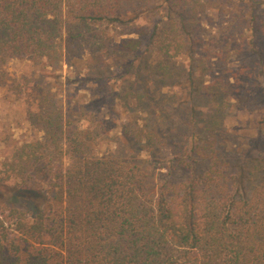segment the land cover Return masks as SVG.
Returning <instances> with one entry per match:
<instances>
[{
  "label": "trees",
  "instance_id": "obj_1",
  "mask_svg": "<svg viewBox=\"0 0 264 264\" xmlns=\"http://www.w3.org/2000/svg\"><path fill=\"white\" fill-rule=\"evenodd\" d=\"M144 1L0 0V62L49 57L59 52L67 63L84 54L105 55L112 49L121 55L134 53L141 46L139 37L143 32H132V28L139 29L131 25L133 15L139 17L154 10L142 6ZM241 1L251 6L250 11L264 3V0ZM164 2L170 13L182 17L186 9L190 20L198 19L200 23L210 11L205 4L208 0ZM173 3L174 8H181L179 12L171 7ZM217 9L222 11L223 6ZM253 13L246 20L247 30L253 27ZM242 20L238 25L243 28L240 38L244 41ZM113 22L121 27L120 36L125 38L115 41L107 34L106 24ZM172 25L176 26V22ZM125 27L132 30L125 32ZM261 30L264 32V23ZM177 32L172 27L174 37ZM132 34L137 38H129ZM233 34L231 31L228 36ZM182 43L176 42L175 56L181 54ZM162 44L160 49L169 56L168 44ZM232 50L241 53L236 46ZM251 50L248 47V55ZM227 58L228 55L223 56L222 60ZM257 58L264 65L262 56ZM233 77L238 79L239 74ZM235 99L239 108L241 104L249 110L264 109V104L258 106L256 98L249 99L246 90ZM38 120L43 124L44 141L20 148L10 161L11 170L23 176L24 190L29 188L24 176L30 171L38 173L48 181V193L55 192L53 199L65 206L52 217L45 209L47 205L31 214L0 206V264H264L261 128L257 130L259 138L243 154L245 162L239 166L246 171V178L250 176L258 182L247 194L241 191L244 174L231 178L226 170L229 165L216 147L217 122L209 124L211 140L195 152L191 150L206 162L203 174L197 173L192 160L183 161L189 178L156 190L150 177L138 166L110 157L87 159L82 132L65 129L66 121L60 110L48 105ZM54 152L61 159L51 166L47 157ZM66 153L68 167L62 161Z\"/></svg>",
  "mask_w": 264,
  "mask_h": 264
},
{
  "label": "rangeland",
  "instance_id": "obj_2",
  "mask_svg": "<svg viewBox=\"0 0 264 264\" xmlns=\"http://www.w3.org/2000/svg\"><path fill=\"white\" fill-rule=\"evenodd\" d=\"M205 4L210 11L200 23L190 20L186 9L178 17L170 13L164 0H145L142 6L154 10L133 15L131 25L139 29L132 28V32L143 35L141 46L131 54L112 49L105 55L84 54L67 63L59 52L0 62V206L31 214L47 205L51 217L65 206L57 204L55 192L48 193L50 185L38 173L30 171L24 176L29 187L24 190L23 176L11 170L10 161L20 148L44 141L38 117L48 105L63 113L65 129L82 132L87 159L110 157L138 166L156 190L189 178L183 161L192 160L197 173L203 174L206 162L191 150L211 140L209 124L217 122L216 147L229 165L227 173L231 178L243 173L240 190L250 193L258 182L246 178L239 166L245 162L243 154L259 138V128L263 132L259 142L264 143V109L249 110L241 104L239 108L235 98L246 90L250 100L264 104V65L257 58L264 59V3L252 11L241 0H208ZM174 5L179 12L181 8ZM220 6L222 11L217 9ZM253 11L251 31L246 29V20ZM239 20L245 25L244 41ZM106 25L115 41L125 38L116 22ZM172 27L177 28V37ZM231 31L232 37L228 36ZM163 42L168 44L169 56L160 49ZM176 42H183L179 56L174 54ZM233 46L241 53L233 51ZM248 47L253 51L249 55ZM233 74H239L238 79ZM47 159L56 166L61 155L54 152ZM62 161L65 167L70 165L67 153Z\"/></svg>",
  "mask_w": 264,
  "mask_h": 264
}]
</instances>
